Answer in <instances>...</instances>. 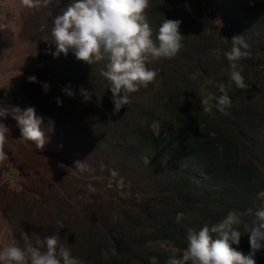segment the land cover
I'll list each match as a JSON object with an SVG mask.
<instances>
[{
	"label": "rangeland",
	"instance_id": "obj_1",
	"mask_svg": "<svg viewBox=\"0 0 264 264\" xmlns=\"http://www.w3.org/2000/svg\"><path fill=\"white\" fill-rule=\"evenodd\" d=\"M69 3L60 0L58 5L29 10L20 0H0V105L34 107L48 136L44 149H35L21 137L14 118H0L9 128V161L0 166V247L58 234L60 243L85 264H150L153 256L161 264L160 258L167 261L174 252L182 256L189 229L216 223L230 210L260 206L257 193L264 191V159L258 158L255 142L264 135V0H151L147 16L153 37L164 18L179 19L184 46L174 59L149 64L158 72L156 82L169 84L172 97L165 99L166 87H158L156 119L147 126L152 139L146 140L139 126H129L141 108L155 102L143 94L131 95V103L121 109L124 119L110 118L105 130L84 115L89 109H103V98L99 103L96 96L85 103L80 98V89L91 86L84 77L97 66L76 59L72 52L53 56L55 44L44 40L51 39L52 19ZM238 34L251 53L240 61L249 89L244 92L233 84L227 114L213 108L209 116L200 106L199 88L210 80L208 90L220 95L216 85L228 82L224 53ZM58 58L70 66L76 61L84 73L74 74L77 99L67 102L66 93L57 91L50 70L60 65ZM26 75L37 82H29ZM42 82L49 84L47 93ZM140 118L138 123H144L146 117ZM177 123L181 128L196 126L208 137L223 130L236 139L240 160L253 168L247 184L234 182L228 192H221L223 186L203 168L181 161L167 138ZM122 136L125 140L118 145ZM145 156L150 164H144ZM76 161L86 170L81 171ZM189 168L200 178L185 174ZM88 185L95 191L89 192ZM59 223L64 227L58 228ZM242 237L247 245V235ZM113 248L116 255L111 254ZM102 251L109 253L107 260ZM259 254L264 256V250Z\"/></svg>",
	"mask_w": 264,
	"mask_h": 264
},
{
	"label": "clouds",
	"instance_id": "obj_2",
	"mask_svg": "<svg viewBox=\"0 0 264 264\" xmlns=\"http://www.w3.org/2000/svg\"><path fill=\"white\" fill-rule=\"evenodd\" d=\"M60 0H20V6L29 10L49 7ZM151 0H71L64 10L52 19L51 39L55 44L53 56L61 53H74L76 59L89 65L107 60L100 75L108 82L114 105L112 113H118L122 107L131 103V94L155 83L158 72L148 67L161 59H174L183 48L184 35L179 31L182 21L163 19L153 37V30L147 13ZM51 14V13H49ZM218 27H222L219 21ZM230 51L224 53L228 61L227 84L216 85L220 95L217 97L208 90L212 81L206 80L199 88V102L202 110L211 115L213 108L227 114L232 107L229 92L236 89L247 92L241 60L249 58V45L241 35H234ZM29 82H37L35 76L28 77ZM47 93L49 84L42 82ZM68 96H74L70 86L61 89ZM84 102H91L92 94L80 89ZM97 102L102 95L97 97ZM57 105L62 101L57 97ZM11 116L17 121L21 137L31 142L35 149L43 150L48 136L41 127L43 117L36 114L34 107L21 109L16 105H0V118ZM9 128L0 122V166L9 161L6 146ZM79 161V160H78ZM77 162L84 171L85 165ZM145 165L151 158L143 157ZM88 191L94 192L92 185ZM261 205L249 207L244 212L230 210L226 216L211 225L205 224L198 231L189 229L187 248L182 256L175 252L167 259V264H256L255 255L264 250V191L257 193ZM179 219V217H178ZM64 227L63 223L58 228ZM242 235H247L250 251L247 255L232 245H239ZM116 255L115 249L111 250ZM104 259L109 253L101 252ZM0 264H85L84 260L73 256L71 250L60 243L58 234L48 235L35 241L25 238L23 246L16 242L0 247ZM150 264H157L155 256Z\"/></svg>",
	"mask_w": 264,
	"mask_h": 264
},
{
	"label": "trees",
	"instance_id": "obj_3",
	"mask_svg": "<svg viewBox=\"0 0 264 264\" xmlns=\"http://www.w3.org/2000/svg\"><path fill=\"white\" fill-rule=\"evenodd\" d=\"M68 1L71 2V0ZM163 15H165V13H163ZM261 19L264 25V16H262ZM45 33H49L48 29H45ZM49 47H51L52 49L53 47L52 44H50ZM56 63H59L60 65H55L54 66L55 68L50 71L52 73L53 78H55L57 81L58 93L61 92V89L64 88L65 86H70V90L73 92L74 86L72 85V83L74 79V74H76L77 76L84 74L82 71L79 70L80 68L79 63L74 61L73 65L70 66L71 62L65 64L64 60L60 58L57 59ZM106 63L107 60H104L102 63L94 64L97 66L96 71L92 72L90 75L86 74V76L84 77V80L86 82H89L91 86L83 88L91 92L92 96L99 97L102 95L103 109H92V110L89 109L88 111L90 112L84 114L87 118H94L95 126L98 129H102V130L103 129L105 130L106 121L110 120V118H114L120 121L125 117V112H122V110H120L116 114L112 113V109L114 107L111 101L112 94L110 90L107 89L108 82L105 80L104 77L100 75L101 70L105 68ZM148 67L151 68L150 65H148ZM50 69H52V67H50ZM26 76L27 77L25 78L29 77V75ZM25 78L22 81L23 83H25V87L27 88V82H24ZM159 86L162 88L164 86L166 87V90L164 91L165 99H167L168 96L172 97L168 90L169 84H164L161 81L158 82L155 81V83L149 84L146 88L141 87L139 91L131 94V95L143 94L144 95L143 98H148L151 99L152 101L155 100V102L150 103V106L141 108L140 111L138 112V115L135 117L137 121L135 123L129 124V126L132 125L131 128H133V126H139L138 131L141 134V136H143L144 140L150 137L152 139V133H150V130L147 129V126L149 123H151L154 120L155 118L154 115L157 113V109L159 108L157 106L158 102L156 99V94L160 91L158 89ZM71 98L77 99L79 98V95H76L75 93L74 96L71 97L67 95L66 97L67 102ZM80 98L83 101L82 95H80ZM175 98L176 97H174V99ZM173 109L176 115L177 111L175 110V108ZM142 115H144L146 119L144 123L139 124L138 123L139 121L142 122L140 118ZM204 122L206 124L211 125L206 119H204ZM180 124L182 123L180 122ZM180 124L177 123V125L172 129V132H170L169 130L167 138L169 140H172L171 150L174 151V153H176L180 157V159H182L181 161L186 160V162L192 164V166H194L195 168H203L201 171L209 175L213 179V181H215L216 183L220 182L219 184H221L224 188V191L221 192H226V191L228 192L232 186H235L234 182L240 184L246 182L247 184L249 173H252L253 168L251 167L250 163L242 162L240 160L239 155L237 153L236 139L232 138L231 135L227 134V132L223 130L216 131V133H214V136L208 137L207 131L200 132L196 126H194L193 128H190V126L181 128ZM172 133H175V135ZM124 140L125 138L124 136H122V138L118 140L119 142L117 144L120 145L121 143L124 142ZM128 142L131 144L130 141ZM255 145H256L255 149L258 150V154H257L258 158L263 157L264 159V135L261 138H258V140H256ZM171 150L169 152L172 153ZM185 174L191 176L193 175L194 177L200 178V175L192 173L190 171V168L186 170ZM224 183H226L227 186H225ZM235 197H238V195H236ZM113 240L116 245V248L121 249L118 240L116 239ZM242 240H244L243 237H241L240 244L238 246L237 245L234 246L238 251H241L242 253L245 254V252L250 251L249 249L250 246L248 244L249 242L246 245V242H242ZM244 245L246 246L242 248V246ZM259 252L260 251H258L255 255L256 264H264V256H261ZM247 254L248 253H246L245 255ZM159 261H161V264H167V261L164 259L160 258Z\"/></svg>",
	"mask_w": 264,
	"mask_h": 264
}]
</instances>
